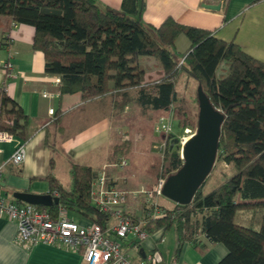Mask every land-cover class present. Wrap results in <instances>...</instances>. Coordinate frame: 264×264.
<instances>
[{
	"label": "trees",
	"instance_id": "1",
	"mask_svg": "<svg viewBox=\"0 0 264 264\" xmlns=\"http://www.w3.org/2000/svg\"><path fill=\"white\" fill-rule=\"evenodd\" d=\"M142 10L141 0H122L117 10L97 0H0V17L7 19L0 48L9 45L11 22L31 26L32 48L43 54L45 75L59 78L61 95L92 89L97 96H104L136 89L144 116L149 110L184 114L186 107L180 104L178 94L181 81L187 87L194 86L191 101L198 108L200 86L213 107L224 115L212 170L215 173L224 165L227 169L219 175L223 181L204 193L207 178L188 206L159 205L160 217L153 218L156 210L145 207L146 230L150 234L173 228L176 252L185 243L202 249L221 243L227 254L219 264H264V63L210 31L179 24L172 18L157 28L145 24ZM180 36L190 45L181 58H176L173 47ZM144 57L154 59L162 71L156 82L145 81L139 62ZM29 126V118L0 87V134L26 142L31 137ZM177 126L184 130L191 125L181 120ZM162 140L166 147L159 178L166 180L182 167L183 160L175 135ZM50 142L47 132L45 143L53 150ZM69 174L71 186L66 189L53 175L51 159L45 180L49 193L58 195L59 204L36 208L47 210L55 218L60 209L74 212L106 230L110 218L91 197L97 174L76 164H71ZM239 210L262 211L258 228L236 225L234 217ZM125 212L135 223L142 220Z\"/></svg>",
	"mask_w": 264,
	"mask_h": 264
},
{
	"label": "crops",
	"instance_id": "2",
	"mask_svg": "<svg viewBox=\"0 0 264 264\" xmlns=\"http://www.w3.org/2000/svg\"><path fill=\"white\" fill-rule=\"evenodd\" d=\"M97 1L116 10L122 3V0ZM141 1L143 23L157 28L165 19L172 18L179 24L210 31L217 39L238 45L250 57L264 63V0ZM217 5H220L219 10L205 8ZM6 24L7 19L0 17V41ZM33 37V27L11 22L9 45L0 48V87L5 89L6 94L29 118L31 133L26 142L15 137L13 142L0 143V163L8 160L19 144H23L25 148V161L21 165L8 164L4 168L0 197L12 202L16 201L13 199L14 193L50 194L45 178L49 174L51 159L53 175L66 189L71 186V164L89 167L97 176L104 170L108 184L118 189L122 183L119 184L121 178L113 170L117 169L114 165L122 159L127 161L126 155L131 152L134 142L143 139L139 129L133 133L130 125L133 119L143 115L138 106V90L116 91L97 96L94 90L85 89L73 95H61L56 84L57 77L44 73V57L41 52L33 50ZM182 37L184 36H180L175 43L186 44L187 50L189 41L183 42ZM8 55L12 57L15 76L6 80L1 64L7 61ZM143 59L140 65L145 72V81L156 82L162 76L161 69L154 59ZM43 93L50 94L52 98H44ZM131 106L134 107L133 110ZM50 109L54 110L52 116L49 114ZM146 116L154 120L164 118L161 113L154 115L152 110L147 111ZM57 117L58 122H53ZM47 132L53 150L45 143ZM157 179L147 188L130 192L149 189ZM123 184L127 185V181L124 180ZM158 203L166 207L172 206L165 202ZM144 208L136 199L130 200L125 209L128 213L141 217L140 222H145L148 214L143 211ZM253 211V220L240 214L236 221L237 211L235 224L245 228H258L262 211ZM65 215L81 226L91 224L74 212H66ZM17 230L15 221L0 217V264H84L80 252L59 245L24 247L17 240ZM120 244L122 252L133 264H147L145 258L148 255L153 256V264H219L227 254L226 247L221 243L205 249L185 243L176 252L177 237L173 228L166 231L155 230L139 243L129 236L120 240Z\"/></svg>",
	"mask_w": 264,
	"mask_h": 264
},
{
	"label": "built area",
	"instance_id": "3",
	"mask_svg": "<svg viewBox=\"0 0 264 264\" xmlns=\"http://www.w3.org/2000/svg\"><path fill=\"white\" fill-rule=\"evenodd\" d=\"M11 59L12 57L8 55L7 61L1 64L6 80L15 76ZM56 84L58 86L60 84L58 77ZM42 96L44 98H52L48 93H43ZM49 114L52 116L54 110L50 109ZM172 122L171 115L165 120H161L158 131L165 135L171 134ZM184 132L188 133L191 130L187 128ZM189 138L178 141L181 159V147ZM14 139L15 137L6 133L0 134V143L13 142ZM165 146L166 141L153 146V149L163 156ZM24 161L25 148L23 144H19L9 159L0 163V183L4 168L8 164L19 166ZM126 166L127 161L124 159L114 165L119 170L124 169ZM164 183L165 180L159 178L152 188L132 192L133 200L140 199L147 209L156 210L153 218L161 216L158 210L160 204L157 200L163 197L162 188ZM54 196L58 197L57 194ZM91 197L94 205L110 218V224L106 230L96 224L81 226L66 217L64 209H60L59 216L55 218L45 209H37L36 206L16 201L7 202L3 197H0V217H6L17 223V240L24 247L59 245L71 251L80 252L84 264H133L128 256L122 252L120 240L129 236L137 243L145 240L149 236L146 230L147 223H135L126 214L125 208L130 201L127 198V193L111 187L107 182L104 170L92 184ZM145 260L147 264L154 263L152 255H148Z\"/></svg>",
	"mask_w": 264,
	"mask_h": 264
},
{
	"label": "rangeland",
	"instance_id": "4",
	"mask_svg": "<svg viewBox=\"0 0 264 264\" xmlns=\"http://www.w3.org/2000/svg\"><path fill=\"white\" fill-rule=\"evenodd\" d=\"M182 38V40H184L183 42L188 43V40L185 37ZM185 51L186 44H182L181 42L175 43V46L173 47V55L176 58H181ZM143 61L144 59L141 58L139 62L141 63ZM194 90V86L191 85V87H187L185 81H181L178 85V94L180 96L179 99L181 100L180 104L182 102V106L186 107L184 114L180 115L174 110H171L170 112H168V114L161 113L162 117L164 118L154 120L142 115L141 117H137V119L135 118L132 120V122H130L133 133L138 132L137 129H139V133L142 135L143 139L134 142L131 152L126 155V159L129 162V165L122 170L113 169L114 171H117L118 177L121 178V182L119 184H122L118 186V189H121L126 192L127 198L129 200H133V195L130 191H133L134 189L138 190L140 188H147L150 183H152L157 178L159 179V172L162 166L163 159L161 157V153H158V151L154 150L153 146L163 143L165 140L162 139L167 136L162 132L158 131L161 120H165L170 115L172 116V120L174 121L172 122L171 134L175 135V137L178 138V141L183 140L185 138H189L195 132L198 108L191 101V99H193L192 92H194ZM133 108L134 107L131 106L132 110ZM153 114L158 115L160 113L153 112ZM181 120H185L189 123V125H191L188 127L191 132L187 133L184 132L185 129H179V127L177 126V121L181 122ZM154 138H157L155 140L156 142H153V144H151ZM226 169L227 168L224 165H221L216 168L215 173L214 171L210 173L203 188L204 193H208L213 187L219 185L223 181V177H220L219 175L222 170L225 171ZM231 173L232 170H229L228 175H230ZM124 180L127 181V185L123 184ZM152 187L153 186H151L150 188ZM54 195L53 197H55ZM137 200H139L143 204L142 200ZM157 201L165 202L166 204L172 205V203L164 197L160 198ZM240 214H243V216H245L246 218H250V220L251 218L252 220L255 218V213L253 210H239L237 213L236 221H238ZM171 232L173 233V231Z\"/></svg>",
	"mask_w": 264,
	"mask_h": 264
},
{
	"label": "water",
	"instance_id": "5",
	"mask_svg": "<svg viewBox=\"0 0 264 264\" xmlns=\"http://www.w3.org/2000/svg\"><path fill=\"white\" fill-rule=\"evenodd\" d=\"M219 10L220 5L205 6ZM197 126L195 133L181 147L182 167L169 176L163 185L162 196L172 204L188 206L196 192L212 172L218 151L224 115L210 103L200 86L197 87ZM13 199L27 205L50 208L59 204L50 194L14 193Z\"/></svg>",
	"mask_w": 264,
	"mask_h": 264
}]
</instances>
